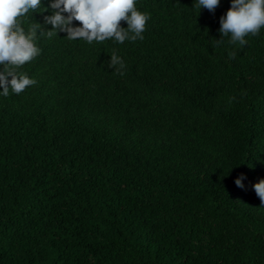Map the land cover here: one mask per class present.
<instances>
[{
    "label": "trees",
    "instance_id": "16d2710c",
    "mask_svg": "<svg viewBox=\"0 0 264 264\" xmlns=\"http://www.w3.org/2000/svg\"><path fill=\"white\" fill-rule=\"evenodd\" d=\"M51 2L20 18L36 83L0 96V264H264V27L137 0L143 40L89 44L40 36Z\"/></svg>",
    "mask_w": 264,
    "mask_h": 264
},
{
    "label": "clouds",
    "instance_id": "9594fccd",
    "mask_svg": "<svg viewBox=\"0 0 264 264\" xmlns=\"http://www.w3.org/2000/svg\"><path fill=\"white\" fill-rule=\"evenodd\" d=\"M194 2L199 10L203 8L214 12L220 0ZM136 3L137 0H52L49 6L56 11L45 21L52 28L41 32L40 36L51 38L57 35L59 28L70 40L82 39L89 44L109 39L117 44L126 40H143L150 14L139 11ZM40 4L41 0H0V96H8L9 89L19 94L36 83L16 69L40 54L41 50L36 44L39 25L32 24L25 30L20 20ZM122 21L126 27L121 26ZM219 25V34L229 36V43L238 42L244 46L247 35H256L264 27V0H230V7L220 17ZM118 63L123 68L118 57H110L109 67ZM234 183L237 187H243L240 177ZM253 189L264 204V179L255 183Z\"/></svg>",
    "mask_w": 264,
    "mask_h": 264
}]
</instances>
